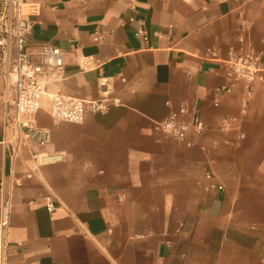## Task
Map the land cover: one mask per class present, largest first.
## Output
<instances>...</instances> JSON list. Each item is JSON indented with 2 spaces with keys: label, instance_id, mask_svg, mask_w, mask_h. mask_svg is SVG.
I'll use <instances>...</instances> for the list:
<instances>
[{
  "label": "crops",
  "instance_id": "obj_1",
  "mask_svg": "<svg viewBox=\"0 0 264 264\" xmlns=\"http://www.w3.org/2000/svg\"><path fill=\"white\" fill-rule=\"evenodd\" d=\"M32 1L29 43L34 52L65 50V92L100 98L109 76L116 101L75 123L54 121L45 98L36 122L51 141L34 149L64 159L27 177L32 151L13 157L11 91L1 82L0 219L4 193L13 194L8 263L264 264V78L251 95L243 81L217 90L231 83L222 63L231 51H262L264 65V0ZM140 19L165 36L136 37ZM80 52L97 67L83 70ZM182 104L207 124L191 146L155 129ZM209 157L223 192L203 188ZM13 174L23 184L13 186Z\"/></svg>",
  "mask_w": 264,
  "mask_h": 264
},
{
  "label": "built area",
  "instance_id": "obj_2",
  "mask_svg": "<svg viewBox=\"0 0 264 264\" xmlns=\"http://www.w3.org/2000/svg\"><path fill=\"white\" fill-rule=\"evenodd\" d=\"M245 3L249 0H236ZM38 8L32 0H0V85L3 81L11 91V103L6 115V126L12 129L15 140L13 157L18 159L21 149L28 147L32 151L30 170L26 176L32 177L34 170L44 164H52L64 159V153L38 152L35 146H45L51 141V130L37 125L36 114L42 107V101L49 99V113L56 122H83L87 112L106 113L115 99L111 98L113 89L112 77L103 76L100 84L104 95L97 99H86L69 95L64 90L65 50L59 46L42 45L34 52L29 43L32 21L28 12H37ZM136 37L143 41L152 35L165 36L161 31H150L144 19L135 31ZM98 38V37H96ZM262 51L246 49L231 51L222 60L226 68V76L231 83L217 87L220 92H232L235 83L243 81L247 86V94L252 93V84L263 79L264 65ZM77 63L83 70L97 67L95 57L84 53L77 54ZM233 118H224L222 128L227 129ZM155 129L170 138L191 146L193 136L202 134L207 124L198 115L190 113L182 104L171 111L169 116L155 123ZM241 138L245 137L241 133ZM205 148V147H203ZM215 158L209 157L205 167L203 188L208 192H223L225 184L219 179L215 170ZM13 186L23 184V179L15 174L11 176ZM0 192H4L0 187ZM46 208L53 213L57 207L54 195L46 197ZM13 208L12 191L4 193L0 228V264H9V241L7 232Z\"/></svg>",
  "mask_w": 264,
  "mask_h": 264
}]
</instances>
